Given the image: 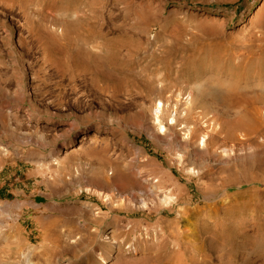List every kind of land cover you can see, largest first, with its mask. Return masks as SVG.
<instances>
[{"label": "rangeland", "instance_id": "rangeland-1", "mask_svg": "<svg viewBox=\"0 0 264 264\" xmlns=\"http://www.w3.org/2000/svg\"><path fill=\"white\" fill-rule=\"evenodd\" d=\"M128 1L131 0L96 2L103 17L96 21L90 41L96 60L93 79L61 78L39 48L20 47L17 36L10 37L8 33L0 39V144L7 150L3 154L0 150V237L19 220L13 230H20L26 244L0 245V264H23L22 252L44 244L54 251H49L46 258L34 259L35 264H96L99 254L106 255L97 236L115 218L122 219L118 227L121 230L141 231L157 222L160 217L153 210L128 213L120 204L108 205L86 191L89 183L85 176L96 173L99 166L95 148L106 146L108 141L110 148L119 153L115 141L108 139L113 125L120 137L137 148L134 154L125 153L122 162L136 174L134 167L141 154L147 160L145 170L159 175L155 163L166 162L168 156L147 134L149 124L143 117L148 119L154 106L140 85L151 83L170 98L185 93L195 81L193 76L204 75L195 64L211 58L213 53H236L235 48L218 47L217 41L231 38L238 45L250 28L249 22L256 21L264 10V0H147L152 4L154 23L144 25L126 14ZM224 10L229 11L228 16L221 14ZM57 13L68 17L61 14L56 24H44L63 28L66 56L82 58V42L88 37L83 1L59 0L49 17ZM231 14L233 18L227 19ZM16 18L22 19L18 14ZM130 27L134 30L127 29ZM101 34L108 40L128 34L137 44L131 51L122 49L118 54L121 60L116 61L112 46L103 43ZM6 89L16 93L10 102L3 99ZM17 110L25 115L22 124L12 118ZM91 134H96L95 143L88 141ZM69 136L77 137L79 142L64 148ZM221 169L216 166L195 179L166 162V170L185 189L178 208H187L189 201L200 212L192 211L184 220L170 218L181 237L190 235L197 224L212 222L208 215L229 207L228 198L235 195V189H231L229 197L221 191L216 205L202 201L199 194V189L221 184ZM220 198L223 203H219ZM31 201L39 204L37 209L31 207ZM83 202L98 208L103 222L88 219L90 212L81 206ZM249 228L253 229V225ZM180 254L177 248L171 249L161 264H180ZM86 256L89 259L85 260ZM138 257L126 256L119 263L145 264L144 258Z\"/></svg>", "mask_w": 264, "mask_h": 264}, {"label": "bare ground", "instance_id": "bare-ground-1", "mask_svg": "<svg viewBox=\"0 0 264 264\" xmlns=\"http://www.w3.org/2000/svg\"><path fill=\"white\" fill-rule=\"evenodd\" d=\"M82 1L86 7L88 33L82 42L85 47L82 58L66 56L63 28H48L44 24L48 21L56 24L61 14L68 17L65 13L49 17L59 0H0V21L4 25L0 27V39L8 33L10 37L17 36L20 47L39 48L61 78L75 81L84 76L93 79L96 60L90 41L96 21L103 14L97 7V0ZM126 8V14L138 23H154L152 4L147 0L128 1ZM228 12L224 10L221 14L228 16ZM16 14L21 16V21ZM232 15L227 19L231 20ZM249 25L247 36L243 35L238 45L231 38L217 41L218 47L235 48L236 53H213L211 58L195 64L194 67H200L204 75L193 76L195 81L185 93L170 98L151 83L140 85L154 106L148 119L143 117L149 124L147 134L161 151L167 153V164L195 179L221 166L218 177L221 184L199 189V194L202 201L216 205L221 191L228 196L231 189H235V195L228 196L229 207L222 212L216 210L208 215V221L212 222L197 224L190 235L181 237L170 218L175 216L176 220H184L197 210L189 201L187 208H178L184 200L185 189L166 170V162L155 163L159 175H150L145 170L147 160L141 154L134 174L129 164L122 162V156L136 153L137 148L120 137L111 125L108 139L115 141L119 153L110 148L108 141L106 146L95 148L99 166L96 173L85 176L89 183L86 191L108 205L120 204L128 213L153 210L160 218L141 231L118 229L122 219L115 218L111 226L97 236L106 255L99 254L96 264H121L119 262L126 256L144 258L145 264H161L164 255L176 248L181 253L180 264H264V10ZM127 29L134 30L133 27ZM101 36L105 45L112 46L116 61L121 60L118 54L122 49L131 51L137 44L128 34L113 40L106 39L105 34ZM11 87L17 88V85L11 83ZM15 94L12 89H6L4 101H12ZM24 117L19 110L12 115L20 124ZM99 132L97 126L96 133ZM68 139L64 148L79 142L77 137L69 136ZM88 141L95 143L96 134L89 135ZM0 150L2 154L7 152L1 144ZM223 202L220 198L219 203ZM30 205L37 209L39 204L31 201ZM81 206L88 209L91 216L88 219L92 222H103L94 205L83 202ZM2 210L0 206V214ZM196 214L200 212L197 210ZM17 221L8 226L9 231H3L0 245H26L20 230H13ZM251 224L253 229L249 228ZM90 236L94 235L90 233ZM49 251L54 249L45 244L29 248L21 253L23 264H35L34 259L46 258ZM86 257L85 260L89 259Z\"/></svg>", "mask_w": 264, "mask_h": 264}]
</instances>
